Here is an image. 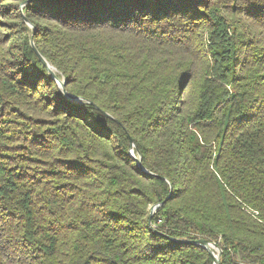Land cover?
<instances>
[{"label":"trees","instance_id":"trees-1","mask_svg":"<svg viewBox=\"0 0 264 264\" xmlns=\"http://www.w3.org/2000/svg\"><path fill=\"white\" fill-rule=\"evenodd\" d=\"M172 239L264 264V0H0V264H213Z\"/></svg>","mask_w":264,"mask_h":264},{"label":"water","instance_id":"water-1","mask_svg":"<svg viewBox=\"0 0 264 264\" xmlns=\"http://www.w3.org/2000/svg\"><path fill=\"white\" fill-rule=\"evenodd\" d=\"M27 2V1H26ZM26 2H24L23 4H21V6H24L26 4ZM25 23H27V25L31 28H33V26L31 24H29V22L27 21V19L24 18ZM30 44L32 46V48L34 49V44L32 39L30 40ZM38 59L41 61V63L46 67L47 71L49 72L50 76L52 79L55 80V82L57 83V85L59 86L60 90L62 91V93L70 100L72 101H79L81 100V98L72 96L70 94H68L65 89H64V85H65V81L64 79H59L58 77H56L55 72L53 70H55L37 51H35ZM130 146H131V150H130V155L132 157H134V159L137 162L138 167L144 171L145 173H148L141 165V157H140V153L138 151H136V156L133 155V149H134V144L132 141H130ZM160 205H155L151 207L150 210V214H149V218H148V225L151 226V217L154 214L155 210L159 207ZM153 229V227H152ZM173 242L175 243H183V244H191V245H195V246H199L203 249H205L206 251H208L211 256L213 257V264H218L219 262V255L221 253L220 248L217 246V244L210 242L208 240L205 239H196V240H178V239H172ZM216 252V253H215Z\"/></svg>","mask_w":264,"mask_h":264},{"label":"bare ground","instance_id":"bare-ground-1","mask_svg":"<svg viewBox=\"0 0 264 264\" xmlns=\"http://www.w3.org/2000/svg\"><path fill=\"white\" fill-rule=\"evenodd\" d=\"M55 72V70H53ZM216 253V252H215Z\"/></svg>","mask_w":264,"mask_h":264}]
</instances>
